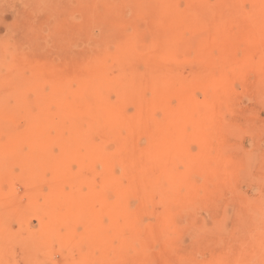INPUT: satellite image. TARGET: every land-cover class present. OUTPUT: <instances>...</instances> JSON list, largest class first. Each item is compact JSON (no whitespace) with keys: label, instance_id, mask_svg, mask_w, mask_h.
I'll use <instances>...</instances> for the list:
<instances>
[{"label":"rangeland","instance_id":"374dc122","mask_svg":"<svg viewBox=\"0 0 264 264\" xmlns=\"http://www.w3.org/2000/svg\"><path fill=\"white\" fill-rule=\"evenodd\" d=\"M149 1L0 0V264H264V0H163L165 21L149 17ZM225 5L233 14L226 19ZM187 7L196 9L194 19ZM223 42L236 47L226 65L215 49ZM136 59L159 67L147 73L138 62L149 82L141 86L142 101L122 104L111 91L108 104H119L128 118L145 108L143 114L161 124L169 109H177L182 84L189 106L203 111L188 127L183 150L161 147L167 158L171 154L166 173L152 167L131 181L117 166L121 184L113 189L104 184L106 170L77 148L79 142L61 147L64 125L59 131L56 125L29 126L30 112H38L39 85L50 90L48 82L31 77L57 73L62 79L101 69L114 80L130 77ZM208 66L218 72L205 75ZM163 75L177 85L154 84ZM65 81H74L75 99H88L76 92L74 79ZM161 88L163 101L156 96ZM119 132L131 149L146 147L144 132ZM105 144L115 150L111 140ZM189 158L200 165L188 167ZM176 173L187 174L186 180L166 179ZM62 193L80 207L71 234L57 221ZM96 196L100 204L92 201ZM111 220L112 231L97 235L95 226ZM53 226L55 234H43Z\"/></svg>","mask_w":264,"mask_h":264},{"label":"bare ground","instance_id":"6f19581e","mask_svg":"<svg viewBox=\"0 0 264 264\" xmlns=\"http://www.w3.org/2000/svg\"><path fill=\"white\" fill-rule=\"evenodd\" d=\"M142 1H145V0H142ZM154 1H157V2L153 3ZM154 1L152 0V2H151L153 4V6L150 3V1H149L150 6H148V2H147V5L144 4L145 2H141L140 5L143 3L142 5H144V6L152 7V9L148 8V11L149 10L153 11V14L152 13L149 14V17L156 18V19H153V21L158 20V19H161V21H163V20L165 21V16L167 15V12H164L162 10V8L166 6V2H164L163 0H160V1L154 0ZM188 1H192V0H188ZM226 2H228V1H226ZM261 3H259V4H261ZM186 4H187V6L189 5L188 2ZM192 4L195 5L196 3H192ZM200 4H201V2H200ZM263 4H264V2H263ZM190 6L192 8H195V6H193V5H190ZM227 6H228V3H227ZM203 7H205V6H203ZM203 7H202V5H201V8H200V6H196V9H198V11H199V9H202ZM228 8L229 7L226 8V5H225L224 11H223L224 16H222L223 18H225L227 16V14L230 13L231 10H229ZM256 8H258V7H256ZM186 9H190V8L187 7ZM196 9L194 10V12L196 11ZM259 9H261V6H259ZM261 10H263L262 12H264V8ZM191 11L192 10L190 9V12ZM203 11H205V10H203ZM194 12L192 11L193 15L191 14L193 16V19H194ZM185 13H186V15L183 14L184 16H187V14H190L187 12V10ZM195 13L197 14V12H195ZM232 15L233 14H231V16ZM171 17H173V15ZM202 18H204V17H202ZM173 19H174V17H173ZM168 20H169V22H168ZM167 22L170 23V19H167ZM218 22H220V21H218ZM166 28H163V29H166ZM215 28H217V27H215ZM214 30L216 31V29H214ZM262 31H264V29ZM255 34H257V33H255ZM214 35H216V34H214ZM218 35H219V33H218ZM216 36H215V38H216ZM255 39H256V37H255ZM170 40H172V39L170 38ZM216 41L218 42L217 38H216ZM233 41H234V39H233ZM234 45H235V43H234ZM240 46H243V44H239V47ZM251 46L252 45H248L247 47H251ZM235 48L236 47H233V45L230 44L229 42H223L218 47L215 48L216 51L219 50V52H220V53H217V52L216 53H217V55L218 54L221 55L220 57H222V58H220V59H222L223 62L221 60L220 61L223 63V65H226L227 63L229 64V62L232 58V55H231L232 50H234ZM210 50H213V49H210ZM166 51H169V50H166ZM166 51L161 50V52H166ZM236 51H237V49H236ZM208 52L209 53L211 52L210 55H206V54H208ZM206 54H205V56H207L206 59L208 60V62L210 64H212L211 62H213V61H209L210 60L209 58H211L213 55L212 51H207ZM213 59H214V63H215V57ZM145 61L140 60V59H136L135 60L136 65L133 64L131 67L130 77L119 75L122 78L118 76V78L115 77L114 80L110 79L107 76V72L104 70H101V69H99V70L81 69L79 71H74V73H72V71H71L72 74H69V75L64 74V77L62 79L59 78L60 75L57 73L34 75L33 77H31V79L42 81V82H44V84L46 82H48L49 84L48 83H47V85L45 84L46 85L45 87L46 88L49 87L50 90L48 88L49 91L47 93H45L44 87L40 88L41 86L39 85V89H41V90L37 91V92H40L38 94V104H37L38 112H37V114L30 112L29 122H28L29 126L30 127L32 126L33 130H35L37 123L41 124L42 126L56 125L58 127V131H59V129L62 128L64 125V128L68 129V130L65 131V134L62 135V138H59L60 141L62 140L63 146L61 145V147H63V148L67 147L68 148V146H67L68 140H69V142L71 140L75 141V142H79V144H77L78 145L77 148H79L82 151H85V156L90 161H92L93 163H98L99 165H101L106 170V178L104 180V184H106L107 186H109L113 189H118L119 185L121 184L120 183V177L116 176V173H115L117 166H120L123 168L124 177L126 179L131 180V181H133L136 178H139L141 176L149 174L152 167H157L158 169H160L161 171H165V173H166V169L168 168L169 163L172 161L170 158L171 154L169 153L170 155L169 154L167 155V156H169V158H167L165 151H162L161 147H163V145L170 144L169 146L181 148V150H183L182 146H184V140L187 139L186 137H188L190 135L189 130H187V129L192 124H195V121H196V118L198 117V114H199V116H200V114H202L203 107L198 109L197 106H196V108L194 107L195 105L192 106V104H191V107L189 106V104L187 102V97L183 95L185 93L183 91H185V89H186V88H184L185 85L182 87V84H180V83H179L180 86L178 84V86L180 88H178L179 90H177L178 92H176V94L179 96L178 107H176L177 109L172 110V111H169L170 110L169 109L168 110L169 115L166 116L167 119L163 120V122L161 124H159V121H157V119L156 120H155V118L153 119L146 112L143 114V112L146 110L145 108H144L145 110L142 108L144 111L143 110L138 111L139 113L142 112V114L136 113L135 115H133V117L128 118L126 115H124L122 113V111H121L122 108L119 109V104L112 105L113 103L110 104L111 102L108 104L109 101L108 102H106V101L109 100L110 97L109 96H108L109 98L106 97L105 94H108L111 91L114 93L115 98H117L119 101L122 100L121 101L122 104L125 100L133 101V99H139L140 101H142L141 97H140L141 96V94H140L141 86L146 87L149 84V82H148V79L145 77L146 74L145 73L143 74L140 72L141 71L143 72V70H145V72L147 71V73H148L150 69H156V70L159 69V67L156 64H153L152 62L148 63L147 61L146 62ZM138 62H142L145 69L143 68V70L140 71L138 69V64H139ZM155 62H157V61L155 60ZM221 62H220V64H221ZM170 66L171 65H169V67ZM219 67H220V65H219ZM162 68L158 72H162ZM216 68H214V66H212L210 68L211 69L210 72L205 71V73L207 72V74H205V75L211 77L210 73L213 74V72H215ZM216 71H217V69H216ZM63 73H65V72H63ZM149 73H151V72H149ZM200 73H202V72H200ZM157 75L159 76V74H157ZM66 76L70 79H74L75 82H77L74 84V85L77 84L76 88H79L76 90V92L79 90L88 99L89 98L92 99V101H88V99H86V100L90 104V105L89 104H87V105L91 106V104H92L93 110L91 109V107L88 108L87 105H86L87 107L85 106V103L87 101L84 100L85 99L84 97L83 98L81 97V99H83V101H84L83 104L80 103L81 99H75L76 97L75 98L73 97V93H72L73 89H71V87H74V86L73 85L71 86V84H73L74 81H73V83L66 82L65 81V78L67 79ZM162 77L156 78V81L154 80V84L157 83L158 85H163V87H166V86H164L165 83H166V85L167 84L172 85L174 83L176 84V82L174 80L175 78L173 76H171V75H168L167 77L165 76L166 79L164 78V75ZM199 77H202V78L204 77L203 79H205L206 76L201 74ZM202 78H200V79H202ZM206 78H207V80L205 79L204 81L209 80L208 77H206ZM152 80H153V78H152ZM178 80L176 79V81H178ZM208 82H210V80ZM159 83H161V84H159ZM162 83H164V84H162ZM202 83H203V80H202ZM81 84L84 87V88L82 87L84 89V91L80 90ZM209 84H211V82ZM212 84H213V82H212ZM77 86H79V87H77ZM208 86L209 85L207 84V88H208ZM199 87L200 86H198V88ZM205 89H206V87H205ZM162 90L163 89L161 88V90H159V94H157V95L155 94V95L160 96ZM141 92H142V90H141ZM142 94H144V93H142ZM177 95H176V97H177ZM173 97H174V94H173ZM106 98H108V99H106ZM158 98H162V99H160L162 101L164 100L163 96H160ZM117 99H115V100H117ZM167 99H168L167 101L170 100L169 97ZM171 99H172V96H171ZM176 100H177V98H176ZM189 100H191V98ZM145 102H147V101H145ZM156 102L159 103L161 101H156ZM162 103L160 105H162ZM30 105L31 104H28L29 107H30ZM143 105L144 104H142V106ZM146 105H145V107H146ZM150 106H152V105H150ZM165 112L167 113V111H165ZM68 124H69V127H67ZM126 127H127V132L129 135H133L136 131H142L147 135V144L145 145L146 146L145 148H143V149L141 148V150H138L136 148L134 150L131 149L128 140L126 138H124L119 132L120 129H122V128L125 129ZM98 135H100L102 137V141L99 142L98 144H96L94 142V138ZM107 140L108 141L111 140L115 144V148H114L115 150L114 151L110 150L106 146L105 142ZM30 151L33 152L34 147H31ZM172 159H173V157H172ZM199 163H200V159H198V158L187 159V165L190 168L198 167L200 165ZM63 167H61V168L65 169V166H63ZM61 168H60V170H61ZM201 168H202V165H201ZM63 171L64 170H62L61 174H65V176H63V178L66 179V175L68 173L66 174V169L64 172ZM186 178H187V174H185V173L169 174L166 177V179H173V180H186ZM92 201L97 202V204L101 203V201H99L97 196L92 197ZM56 202L58 204L59 209L61 210V214H59V216L57 217V221L59 222V224L61 223L63 225H66L67 226V233L69 232L68 234H71V232L73 231L72 230V223H74L76 221V219H75L76 217H80V215H79L80 207L77 206L75 208L76 202H74V199L70 194H66V193L65 194L62 193V195L59 194L57 196ZM85 204H88V203L86 202ZM85 204L83 206V209L85 208ZM110 213H112V211ZM52 228L53 229H50V231L49 230L44 231L45 233L43 232V234H48V235H51L52 233L55 234L56 227L53 226ZM112 228L113 227H112V220H111V222L107 226H103V225H101V223L97 224V227L95 226V232H96V230L100 234L102 232H106V231L111 232ZM51 231H52V233H51ZM88 231H89V229H87V232ZM97 232H96V234H97ZM98 238H99V240L102 239L100 235L98 236Z\"/></svg>","mask_w":264,"mask_h":264}]
</instances>
